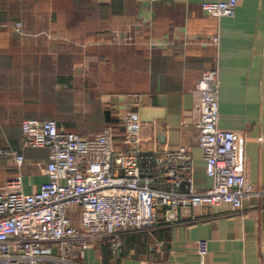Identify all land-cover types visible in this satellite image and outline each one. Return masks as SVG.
<instances>
[{"label":"crops","instance_id":"1","mask_svg":"<svg viewBox=\"0 0 264 264\" xmlns=\"http://www.w3.org/2000/svg\"><path fill=\"white\" fill-rule=\"evenodd\" d=\"M221 1L0 0V148L25 159L19 171L0 158V193L19 175L28 195L49 183L50 150L24 147L23 122L52 120L84 138L111 126L121 140L130 111L142 123L141 149H189L193 186L209 190L195 90L217 71L219 127L241 137L248 181L262 194L240 212L188 210L180 223L130 232L117 255L95 243L79 264H264V0H238L231 18L202 10Z\"/></svg>","mask_w":264,"mask_h":264},{"label":"built area","instance_id":"2","mask_svg":"<svg viewBox=\"0 0 264 264\" xmlns=\"http://www.w3.org/2000/svg\"><path fill=\"white\" fill-rule=\"evenodd\" d=\"M237 4L204 3L202 10L216 19L231 18ZM15 31L23 35L22 23ZM219 43L217 36L213 45ZM219 89L218 72L207 71L195 90L198 146L212 181L204 192L189 177V149L153 154L141 149L142 123L135 111L125 117L121 140L111 126L84 138L61 131L52 120L23 122L24 147L50 150L49 183L28 195L19 175L0 193V264H79L95 243L108 242L120 254L126 234L180 223L188 210L228 205L233 212L243 211L245 200L262 194L248 181L241 137L219 127ZM7 156L22 170L23 156L0 148V158ZM71 216H78L79 226ZM197 251L204 262L207 243L198 242Z\"/></svg>","mask_w":264,"mask_h":264},{"label":"trees","instance_id":"3","mask_svg":"<svg viewBox=\"0 0 264 264\" xmlns=\"http://www.w3.org/2000/svg\"><path fill=\"white\" fill-rule=\"evenodd\" d=\"M120 12L122 13V10H121V9H120ZM106 116H107V119L110 120V118H111V113H110V111H106ZM110 122H111V121H110ZM115 132H116V131H115ZM116 133H117V132H116ZM120 134H122V133H117L118 138H119ZM125 236H126V235H125ZM125 236H124V237H125ZM124 237H123V245H124ZM105 243L108 244L111 253H113L112 250H111V248H110V244H109L108 242H105ZM107 248H108V247H107ZM122 252H123V249H122ZM122 252H121V253H122ZM113 254H114V253H113Z\"/></svg>","mask_w":264,"mask_h":264}]
</instances>
